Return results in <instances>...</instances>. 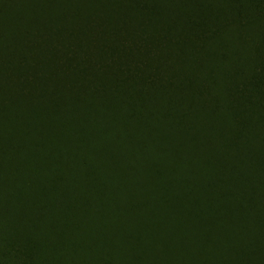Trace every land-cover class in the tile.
I'll use <instances>...</instances> for the list:
<instances>
[{"label": "trees", "instance_id": "16d2710c", "mask_svg": "<svg viewBox=\"0 0 264 264\" xmlns=\"http://www.w3.org/2000/svg\"><path fill=\"white\" fill-rule=\"evenodd\" d=\"M0 264H264V0H0Z\"/></svg>", "mask_w": 264, "mask_h": 264}]
</instances>
